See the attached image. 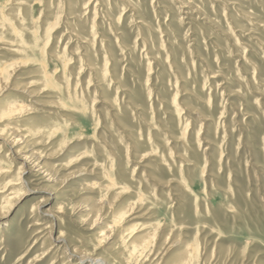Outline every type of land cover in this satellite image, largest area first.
I'll return each mask as SVG.
<instances>
[{
	"label": "rangeland",
	"instance_id": "obj_1",
	"mask_svg": "<svg viewBox=\"0 0 264 264\" xmlns=\"http://www.w3.org/2000/svg\"><path fill=\"white\" fill-rule=\"evenodd\" d=\"M0 9V69L20 74L0 110L24 109L0 111V133L27 132L55 174L14 186L27 195L0 219V264H81L61 232L105 264H264V0ZM6 149L3 210L21 172Z\"/></svg>",
	"mask_w": 264,
	"mask_h": 264
},
{
	"label": "bare ground",
	"instance_id": "obj_2",
	"mask_svg": "<svg viewBox=\"0 0 264 264\" xmlns=\"http://www.w3.org/2000/svg\"><path fill=\"white\" fill-rule=\"evenodd\" d=\"M224 1V0H223ZM2 11V9H0ZM1 13V12H0ZM4 13V12H3ZM7 15V13H5ZM4 14V15H5ZM5 15V16H6ZM7 17V16H6ZM5 18V17H4ZM6 27V26H5ZM2 42V41H1ZM0 42V43H1ZM4 44V43H3ZM8 45V44H7ZM22 63V62H21ZM25 64H27L26 62L22 65V66H25ZM16 65H19V64H16ZM15 67V66H14ZM27 67V65H26ZM16 70H18L17 68H15ZM6 70H9V69H6ZM16 70H10L9 72H5L3 69H0V92L2 93L9 85V81L11 80V78H16L19 80L17 72ZM25 75V74H24ZM31 75V74H30ZM30 75L28 74L26 77L24 78H21L20 80H26L30 77ZM33 76V75H32ZM22 84V83H20ZM27 84V83H26ZM34 86L33 83H30ZM24 85V83L22 84ZM22 87V86H21ZM25 87V85L23 86V88ZM22 90H25L23 89ZM32 92V91H31ZM0 93V94H1ZM18 99V98H17ZM140 108V107H139ZM23 105L21 103H18V102H14V103H10V104H5L2 106V109L0 111H3V115H13L15 112H17L19 114V111H23ZM24 112V111H23ZM54 111L53 110H48L46 113L48 116H52V115H55V113H53ZM17 114V115H18ZM8 117V116H7ZM2 130V129H1ZM5 131V130H3ZM28 137L29 135L27 134V132H24V130H21V129H16L10 133H5V132H1L0 133V149L2 150V148L4 147H7L6 149V152L5 154L7 156H10V153L15 156H13V160L16 159L17 161V164H20L21 165V172H20V176H15L11 181L9 180L8 181V184H7V187L8 189L7 190V196H6V199L8 197V200L11 201V199H13V202L12 203H7L9 204V206L7 208H4L5 210H3V208L1 206V203H2V200L3 198L0 199V219L2 218H7V215L13 213L20 205V203L25 199L26 195H27V192H23L22 189H21V192H19V190L16 192L17 194L15 195L14 194V186L16 185H20L21 183V186L22 184L26 185L27 189L28 190H32V189H35L33 187H31L34 182H36V184L34 185H42V184H45L46 182H49L51 180H54V176L55 174L53 173V171L50 170L49 166H48V162L46 161L47 159L44 158V156L40 154H38V150H34V149H30L29 148V144H28ZM34 139V138H33ZM45 142V141H43ZM35 143V142H34ZM38 143V141H37ZM36 143V144H37ZM31 144V143H30ZM33 144V142H32ZM42 144V143H41ZM39 144V145H41ZM34 147V145H33ZM2 152V151H1ZM0 152V153H1ZM10 152V153H9ZM3 153V152H2ZM46 157V155H45ZM49 158V157H47ZM3 160V159H2ZM9 160V158H8ZM4 161V160H3ZM19 161V162H18ZM15 162V161H14ZM15 162V163H16ZM9 163V162H8ZM13 165V163H12ZM19 165V166H20ZM18 166V165H17ZM3 166H1L2 168ZM8 169H6V167L4 166L3 167V171H5V174L7 173H10L11 170L9 169V167H7ZM6 169V170H5ZM20 170V169H19ZM10 171V172H9ZM18 173V172H17ZM2 174V172H1ZM4 174V173H3ZM4 174V175H5ZM19 174V173H18ZM13 175V174H12ZM10 176V175H9ZM6 177V176H5ZM12 177V176H10ZM56 178V177H55ZM8 180V178H7ZM6 185V184H5ZM3 187V186H2ZM23 188V187H22ZM1 189V188H0ZM18 189V187H17ZM25 190V189H23ZM3 191V190H2ZM4 194V193H2ZM3 197V196H2ZM5 199V201H6ZM41 202V201H40ZM5 203V204H6ZM6 207V206H5ZM32 207V206H31ZM32 209L34 211H39L41 214H43V219L49 217L51 219H57V216H54V215H51L50 212L44 210V207H43V204H40L39 203V206H33ZM75 211V210H74ZM31 213V212H30ZM2 214V216H1ZM8 215V216H9ZM23 215V214H22ZM21 215V216H22ZM32 215V214H31ZM37 215V214H36ZM39 217V215H38ZM34 218V217H33ZM37 218V217H36ZM30 219V218H29ZM33 220V219H32ZM41 221V220H40ZM31 222V221H29ZM34 223V222H33ZM31 224V223H30ZM2 225V224H1ZM6 226V225H5ZM31 226V225H30ZM38 229V228H37ZM2 235V234H1ZM5 235V234H4ZM4 238V237H3ZM58 241V244L60 246L63 247V251H62V254H66V252H69L71 253V256H75L76 259L79 261V263H84V262H90V264H105L106 261L102 260V259H99V258H94L93 259H89L88 257H86V255H84L83 253L85 252H80V249L79 247L77 246H74V248L70 247L69 246V243L67 241V239L62 235V232L61 234L58 235L57 239H55ZM70 242V241H69ZM67 248V249H66ZM86 249V248H84ZM83 250V249H81ZM92 251V250H91ZM88 253H89V250H88ZM86 253V254H88ZM92 255V253L90 254ZM96 255V254H95ZM88 256V255H87ZM97 256V255H96ZM91 257V256H90Z\"/></svg>",
	"mask_w": 264,
	"mask_h": 264
}]
</instances>
